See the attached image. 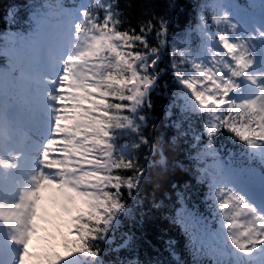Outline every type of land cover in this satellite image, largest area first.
Returning <instances> with one entry per match:
<instances>
[{
    "label": "snow or ice",
    "instance_id": "snow-or-ice-1",
    "mask_svg": "<svg viewBox=\"0 0 264 264\" xmlns=\"http://www.w3.org/2000/svg\"><path fill=\"white\" fill-rule=\"evenodd\" d=\"M258 3L264 15L261 0H227L230 14L221 9L211 21L199 15L190 36L208 63L185 60L182 51L177 60L174 49L166 67V17L125 27L119 0H80L63 10L75 26L73 50L50 52L23 86L27 112L16 113L32 133L39 174L31 186L16 181L7 198L0 189L7 230L0 264H186L174 237L148 228L147 196L153 212L175 209L168 218L183 229L192 264H264V212L257 216L229 186L264 205V174L243 164L245 156L264 163V71L249 72L264 68V44L253 53L238 31ZM178 8L168 0L166 13ZM259 36L264 41V31ZM165 92L169 103L153 116V94ZM21 98V85L0 73V123ZM153 157L150 168L165 179L155 171L148 192L145 164ZM17 159L0 156V169L18 167ZM192 197L213 207L219 228L188 206ZM242 213L246 228L238 226Z\"/></svg>",
    "mask_w": 264,
    "mask_h": 264
},
{
    "label": "trees",
    "instance_id": "trees-1",
    "mask_svg": "<svg viewBox=\"0 0 264 264\" xmlns=\"http://www.w3.org/2000/svg\"><path fill=\"white\" fill-rule=\"evenodd\" d=\"M210 0H177L179 8L177 10L173 9L171 12L166 13V8L168 0H119L120 9L125 13V19L127 23L124 25L128 26V23L132 25H137L140 20H150L156 19L158 17H166L167 19V31L166 37L161 39L170 38L171 34H174L177 30L187 29L189 25H192L196 22L197 13L200 7H202ZM12 0H0V48H2L6 42L4 40L5 35L12 31L22 34L27 30H30L29 26L24 24L22 20L17 22L13 21V10L11 9ZM166 40V39H165ZM166 40V44H167ZM164 61H170V55L168 50L163 52ZM164 62V63H165ZM3 63V58L0 54V64ZM163 66V64H161ZM167 66V65H166ZM170 79V77H169ZM163 83V81L161 82ZM152 102L156 106L155 111L152 113L153 116L160 114L162 109V104H168L169 100L167 98V92L163 96L158 94H153ZM164 124L161 122L160 126L157 128L156 135L159 137L160 132L163 130ZM151 125H149L148 134L151 135ZM129 138V143H131L135 137L131 131H126L124 133ZM158 142V139H157ZM158 157H153V160H149L145 164V168H148V172L145 174V188L148 192H151L152 181L156 178L155 171L161 172V180L163 183L165 176L161 169H152L150 166L154 163ZM144 164V161H141ZM169 164H171V156L169 157ZM142 196H145V193H141ZM195 197L190 198L188 206L192 208L193 204L197 206L199 204V210L203 209V204L199 203V200L192 202ZM169 205L171 202H168ZM178 206V205H177ZM144 213L152 212L151 216L147 217V226L150 230H160L163 229L164 232L174 237L178 242L185 241L187 237L184 235L183 229L179 224H175L169 219V216L175 215V209L171 206L164 209L163 214L160 212H153L151 208V197L147 196L145 203L143 205Z\"/></svg>",
    "mask_w": 264,
    "mask_h": 264
},
{
    "label": "clouds",
    "instance_id": "clouds-1",
    "mask_svg": "<svg viewBox=\"0 0 264 264\" xmlns=\"http://www.w3.org/2000/svg\"><path fill=\"white\" fill-rule=\"evenodd\" d=\"M69 5V0H12L13 21L22 20L30 31L0 48L10 69L19 65L38 68L59 45L66 53L73 50L75 26L63 14Z\"/></svg>",
    "mask_w": 264,
    "mask_h": 264
},
{
    "label": "rangeland",
    "instance_id": "rangeland-1",
    "mask_svg": "<svg viewBox=\"0 0 264 264\" xmlns=\"http://www.w3.org/2000/svg\"><path fill=\"white\" fill-rule=\"evenodd\" d=\"M28 66V65H26ZM35 66H30L31 70H30V73L29 75L25 74L23 69H19V72L18 74L17 73H13L12 74V78H14L17 82H21L22 85L25 84L26 81H28L30 79V77L33 75V73L36 71V69L34 68ZM12 70V69H11ZM29 77V79H28ZM1 136V134H0ZM28 158H31V156H27ZM39 174V164L37 166L34 167V169H32L31 173L29 174V178L32 176V175H38Z\"/></svg>",
    "mask_w": 264,
    "mask_h": 264
}]
</instances>
